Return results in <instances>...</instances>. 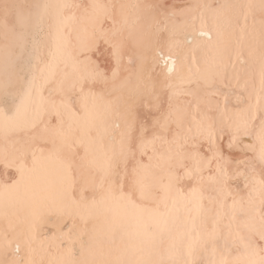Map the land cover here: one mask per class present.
Listing matches in <instances>:
<instances>
[{
    "label": "snow or ice",
    "instance_id": "snow-or-ice-1",
    "mask_svg": "<svg viewBox=\"0 0 264 264\" xmlns=\"http://www.w3.org/2000/svg\"><path fill=\"white\" fill-rule=\"evenodd\" d=\"M31 7L0 10V38L23 48ZM57 7L83 11L45 61L0 62V264H264V31L258 48L224 42L264 0ZM161 60L186 87H157Z\"/></svg>",
    "mask_w": 264,
    "mask_h": 264
},
{
    "label": "bare ground",
    "instance_id": "bare-ground-1",
    "mask_svg": "<svg viewBox=\"0 0 264 264\" xmlns=\"http://www.w3.org/2000/svg\"><path fill=\"white\" fill-rule=\"evenodd\" d=\"M16 0H0V10L10 7ZM27 5L32 6L30 8L33 26L29 31V39L23 48H16L11 41H6L0 38V62L5 58H11L17 64L27 65L29 67L37 65L39 61H45L48 58V53L55 46L57 38V30L62 22L63 16L75 15L79 18L83 9H64L63 11L57 7L62 3H75L80 5H87L91 0H23ZM114 3H135L136 0H111ZM157 2H166L177 14L189 4L195 3L196 0H157ZM209 3L215 5L222 4L224 0H208ZM232 2L240 5H246L249 0H232ZM48 4L50 7L47 12H44L43 5ZM39 5V7H36ZM247 16V22L243 19ZM177 22L179 23L181 17L177 16ZM75 27L77 22H71ZM214 24V22H211ZM200 27L199 24L196 25ZM70 30V29H69ZM262 31H264V15L260 13L258 9L241 8L236 10L232 15L231 23L226 27L224 32V42L229 46H256L259 47V41ZM35 41V46L33 45ZM167 58V57H165ZM246 62L241 66L240 70L244 77L248 80L250 85H253L257 81L259 65L254 60L248 59L245 56ZM165 66L163 60H161L155 66V72L157 74V87L166 85V83H175L177 88L186 87L181 85L178 78L174 80L169 79L168 67ZM39 68H43V64L38 65ZM223 106V102H221ZM17 138L22 133L18 132ZM48 167H56L54 162L47 165ZM179 224L176 225L178 229ZM154 230V229H153ZM47 231L43 235H47ZM167 237L163 238V241L159 243V250L163 251L167 247ZM129 243L128 239H120L119 234L114 238V242L111 240H105L102 244L101 258L104 260H111L115 257L114 249L117 247L123 248ZM21 255H25L22 251ZM235 255V249L233 250ZM208 256L205 253H200L198 259L201 264H207Z\"/></svg>",
    "mask_w": 264,
    "mask_h": 264
}]
</instances>
